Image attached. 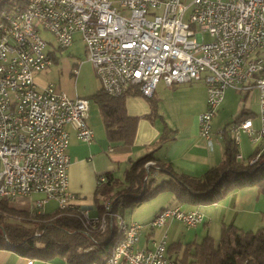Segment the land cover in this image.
<instances>
[{
	"label": "built area",
	"instance_id": "1",
	"mask_svg": "<svg viewBox=\"0 0 264 264\" xmlns=\"http://www.w3.org/2000/svg\"><path fill=\"white\" fill-rule=\"evenodd\" d=\"M7 2L9 10L0 8V198L18 203L40 194L31 207L37 214L49 200L58 210L71 207L66 128L71 126L81 142L93 140L87 98L67 97L52 84L35 87V75L51 63L42 31L60 49L78 33L101 90L112 97L137 90L150 98L159 81L174 86L202 79L206 107L197 120L207 140L225 90L245 97L255 91L260 127L255 130L248 118L230 126L234 158L243 160L241 133L254 144L264 139V0H120L117 7L110 0ZM103 207L109 215L111 203L104 201ZM83 215L105 230L104 216ZM168 219L193 228L202 215L197 208L165 207L148 226L160 227ZM114 224L119 238L102 264H177L165 254L164 238L150 250L136 246L142 224L120 214H114Z\"/></svg>",
	"mask_w": 264,
	"mask_h": 264
},
{
	"label": "crops",
	"instance_id": "2",
	"mask_svg": "<svg viewBox=\"0 0 264 264\" xmlns=\"http://www.w3.org/2000/svg\"><path fill=\"white\" fill-rule=\"evenodd\" d=\"M111 2L113 3V0ZM113 6L116 5L113 4ZM73 35L72 42L74 41ZM78 38L81 41L80 35ZM46 43L45 51L49 55L51 63L47 70L35 75V87L42 90L46 85L52 84L57 91L62 92L67 97L85 98L83 96L84 92L74 85L80 74V65L76 63L69 65L67 59L60 55L61 49L57 45L56 47L51 43ZM59 59L61 64L59 69L56 68L55 82L45 81L44 79L52 74L51 66L53 64L57 65ZM75 69L77 74L72 72ZM71 77H73L74 84ZM91 83L94 92H91L92 94L86 96V98L89 101L87 124L93 131V140L89 144L81 142L75 138L74 129L67 126L69 144L65 151L69 159L66 178L68 179L67 190L71 195L70 205L78 207L83 214L86 213L87 217L90 218L99 215L98 206L99 204L103 205L104 202V200L96 201L95 199V192L101 177L107 178L105 176L109 174L114 181H118L115 188H119L123 181L122 175H124L128 166L144 154L153 152L156 161L171 165L179 173L200 178L210 168L222 162L223 143L221 131H228L238 116L244 114L243 119H250L255 130L260 127L258 109L257 111L252 110L253 105L258 107L254 91L246 97L243 95L236 108H226L221 115L213 117L211 132H209L210 135L207 140L199 134L197 120L206 107L207 95L203 80L174 86H167L159 81L151 97L154 110H152L149 100L142 96L128 97L125 101L127 114L138 117L133 143L128 146L112 144L105 137L99 107L91 98L101 89L100 82L95 76V79L91 78ZM228 96L229 93H227ZM91 101L97 106L91 105ZM226 117H230L231 120L222 128V123H225L224 119ZM161 136L163 137L162 142L155 146ZM238 145L243 160L252 155L256 148L264 153V139L260 143L254 144L250 141L247 133H241L240 144ZM149 175L155 179V182L167 179L164 172H151ZM32 195L34 196L32 203L42 196L40 194ZM155 200H158L159 203H153L156 202ZM50 202L56 204L54 200H49L45 204ZM175 205H180L184 210L197 208L202 215L201 222L193 228H187L175 219H168L160 227L148 226V222L158 211ZM124 211L125 209L122 211V215L119 214L126 222L142 224L136 243L138 248L153 249L158 240L164 238L166 241L165 254L171 260L176 261L175 258L182 256L185 247L189 243H200L203 238L209 237L214 244H217L223 227L232 225L242 231L250 232H255L264 227V194H260L257 188L248 186L228 193L216 203L195 206L179 204L172 193L163 192L150 199L147 207L139 205L137 208L130 210L127 216ZM51 212L44 210V213ZM172 245H178V249L171 251L170 247ZM28 263L68 264L63 258L45 261L20 256L7 248L0 249V264Z\"/></svg>",
	"mask_w": 264,
	"mask_h": 264
},
{
	"label": "trees",
	"instance_id": "3",
	"mask_svg": "<svg viewBox=\"0 0 264 264\" xmlns=\"http://www.w3.org/2000/svg\"><path fill=\"white\" fill-rule=\"evenodd\" d=\"M10 4L0 0L2 9L9 10ZM137 95H141L137 90H128L112 97L100 89L91 97L99 107L105 137L110 143L127 146L133 143L138 117L127 114L125 101ZM146 99L154 110L151 97ZM243 117L241 114L235 122ZM221 132L223 160L200 178L179 173L171 165L156 161L153 152L128 166L119 188H115L118 181L107 174L95 192L96 201L111 203L109 215H105L102 204L98 206L97 217L104 216L106 221L104 231L90 224L78 207L37 214L0 198V249L9 244L10 250L31 259L63 258L68 264H102L119 238L114 214H119L120 209L133 210L163 192L172 193L179 204L195 206L216 203L228 193L248 186L264 194V153L256 148L247 159L237 161L234 158L237 148L228 131ZM162 140L161 136L155 146ZM255 156L257 160L251 163ZM149 162L153 165L147 168ZM151 172H164L167 179L155 182L149 175ZM177 249L178 245L170 247L171 251ZM175 259L177 264H264V227L255 232L242 231L232 225L223 227L217 244L209 237L203 238L200 243H189L182 256Z\"/></svg>",
	"mask_w": 264,
	"mask_h": 264
},
{
	"label": "rangeland",
	"instance_id": "4",
	"mask_svg": "<svg viewBox=\"0 0 264 264\" xmlns=\"http://www.w3.org/2000/svg\"><path fill=\"white\" fill-rule=\"evenodd\" d=\"M119 1L120 0H115V1L113 0L112 4L116 5V7H117ZM187 14H188V11H187V13L185 15V19H186ZM73 36H74L73 37L74 41L72 42V44H70L68 48L61 49L59 53H60V55L62 57H65L64 59H67V62H69V65L71 63H76V64L80 65V71H79L80 74L77 77V79L75 81V84L73 82V77H71V80H72V83L74 85H76L77 88H80V90H82L84 92L83 96H85V98H86V96H89V95H91L94 92V91H92L93 90V85L91 83V78L95 79V74L93 72V68H92V65L90 64V62L87 61L86 58H84L85 57L84 47H83L82 42L78 38L79 34L78 33H74ZM41 37L44 39L45 42L51 43L52 45H55V46L57 45L56 42H55L54 37L50 33H47L45 31H43L41 33ZM203 38H204L203 40L206 41V42L210 40V38H209V36L207 34H204ZM60 64L61 63H60V59H59L57 65L53 64L51 66V68H52V72L51 73L52 74L48 75L44 79L45 81L53 82V83L55 82V75H56V72H57L56 68L59 69ZM225 91H226V94L224 92L223 99H222L221 103L219 104V106H218V108H217V110H216V112H215L213 117H218L219 114L221 115L223 110L226 109V108L227 109L236 108L237 105L239 104L240 100L243 97V93L236 92V90H232L231 89V90H225ZM227 93H229L228 97H227ZM90 104L93 105V106H97L92 101H91ZM225 105H226V107H225ZM257 109H258L257 105H253V109L252 110L253 111H257ZM213 117H212V119H213ZM226 118L224 119L225 123H222L223 124L222 128L226 125V123H228L231 120V119H229L230 117H228L227 119ZM212 119H211V122H212ZM211 122H210V132H211V126H212ZM33 197L34 196L32 195V196L27 197L26 199H22V200L18 201V203H15V205H17V207L28 208V209L31 210L30 207L33 206V203H32ZM155 201L156 202H153V203H157V204L159 203L158 200H155ZM139 205H142V207H147V206H149V201H143ZM43 206H44V210L45 211L54 212L57 209V206L55 205L54 202H50V203L45 204ZM130 210L131 209H129V208L125 209L124 212L126 213V216L130 213ZM121 213H122V209H120V214Z\"/></svg>",
	"mask_w": 264,
	"mask_h": 264
}]
</instances>
